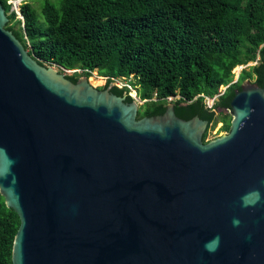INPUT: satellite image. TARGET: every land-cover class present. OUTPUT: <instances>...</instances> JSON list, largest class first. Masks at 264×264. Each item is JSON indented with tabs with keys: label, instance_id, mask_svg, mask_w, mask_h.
Segmentation results:
<instances>
[{
	"label": "water",
	"instance_id": "95a60500",
	"mask_svg": "<svg viewBox=\"0 0 264 264\" xmlns=\"http://www.w3.org/2000/svg\"><path fill=\"white\" fill-rule=\"evenodd\" d=\"M0 3V194L20 225L12 264H264V88L247 80L229 131L139 116L89 78L41 65Z\"/></svg>",
	"mask_w": 264,
	"mask_h": 264
},
{
	"label": "trees",
	"instance_id": "16d2710c",
	"mask_svg": "<svg viewBox=\"0 0 264 264\" xmlns=\"http://www.w3.org/2000/svg\"><path fill=\"white\" fill-rule=\"evenodd\" d=\"M7 2L0 0L7 29L41 65L80 70L67 75L73 83L98 71L109 78L99 89L129 102L130 90L111 86L110 79L135 78L130 84L142 100L148 98L140 117L164 114L176 101L180 117L199 115L216 123L205 96L219 94L234 81V69L250 63L255 64L240 72L216 109L229 108L247 80L264 88V0H61L60 7L58 1L32 0L21 5L23 20ZM220 117L228 131L229 115ZM19 225L18 214L0 194V264H12Z\"/></svg>",
	"mask_w": 264,
	"mask_h": 264
},
{
	"label": "rangeland",
	"instance_id": "374dc122",
	"mask_svg": "<svg viewBox=\"0 0 264 264\" xmlns=\"http://www.w3.org/2000/svg\"><path fill=\"white\" fill-rule=\"evenodd\" d=\"M25 1H32V0H25ZM54 2H57L56 4H57V6L58 7H60V2H61V0H53ZM23 4V3H22ZM21 4V5H22ZM21 5L19 6L20 8H21ZM34 6L36 7V9L38 10V12H40V4L39 3H37V2H34ZM18 18H19V16H17ZM41 18L42 17H40L39 16V20H40V23H41V25H43V27H46V25H45V23H44V20H41ZM255 63H250V64H248L247 66H250V65H254ZM47 65H50V64H47ZM247 66H239V67H237V68H235L234 69V71H233V73H234V81H233V83H236V81L238 80V78H239V75H240V72L244 69V68H246ZM77 71V70H76ZM78 73H82L80 70H78L77 71ZM95 73V74H94ZM73 73H68V75H72ZM102 78V81L103 82H101V83H92L91 82V79L90 78ZM82 78V77H81ZM89 78V80H90V82H91V84L94 86V87H97V88H101V87H103L105 84H106V79H105V77H102V76H100L99 75V73H98V71H94L93 73H92V76ZM135 78H133V77H131L129 80H130V82L131 81H133ZM250 81V80H249ZM252 82V81H251ZM227 87H222L221 88V90H220V93L222 94L224 91H225V89H226ZM137 92H138V90H136L135 88H134V90H132L131 91V95L132 96H137ZM138 97V96H137ZM145 100H148V98L147 99H145ZM173 102V101H172ZM171 103V102H170ZM206 103H207V101H206ZM229 115V119L231 120L232 119V115L229 113L228 114ZM224 125H225V123L222 121V119H221V117H220V115H218V117H217V122L216 123H213V124H211L210 125V128H209V130H208V140L209 139H214V138H216V137H219V136H221V135H223L225 132H227V130L226 129H224L223 127H224Z\"/></svg>",
	"mask_w": 264,
	"mask_h": 264
},
{
	"label": "built area",
	"instance_id": "2783aa9c",
	"mask_svg": "<svg viewBox=\"0 0 264 264\" xmlns=\"http://www.w3.org/2000/svg\"><path fill=\"white\" fill-rule=\"evenodd\" d=\"M25 0H8V5L11 6V12H15L17 16H19V19L23 20V16L21 14V8L19 7L22 3H24ZM106 83L108 82L109 78L105 77ZM112 81L111 86H117L119 88H128L130 90V93L132 90H134V87L130 84V80L126 78H111ZM228 87V86H226ZM131 95V94H130ZM219 94H216L213 97L205 96L207 105L212 108L214 106L215 98ZM138 96V97H137ZM137 96H133V98L141 99L140 96L137 93ZM174 99V96H170L169 100L172 101Z\"/></svg>",
	"mask_w": 264,
	"mask_h": 264
},
{
	"label": "flooded vegetation",
	"instance_id": "af4514ba",
	"mask_svg": "<svg viewBox=\"0 0 264 264\" xmlns=\"http://www.w3.org/2000/svg\"><path fill=\"white\" fill-rule=\"evenodd\" d=\"M238 81V80H237ZM236 81V82H237ZM231 84H233V82L231 83ZM230 84V85H231ZM229 85V86H230ZM228 86V87H229ZM227 87V88H228ZM227 88L225 89V91L222 93V94H224L225 92H226V90H227ZM221 93H219V95L215 98V102H214V106L211 108L212 110H214L215 112H216V115H217V117H218V115H220L221 116V114L223 113V114H229L230 113V111H231V102H230V107L229 108H227V107H224V108H217L216 109V107H215V104H216V102L219 100V98H220V96L222 95ZM234 97V96H233ZM233 99V98H232ZM232 101V100H231ZM175 103H176V101H175ZM141 106V105H140ZM208 106V105H207ZM208 108H210L209 106H208ZM231 114V113H230ZM222 121H223V119H222ZM231 121V120H230ZM224 122V121H223ZM214 122H211L210 123V125L211 124H213ZM225 123V122H224ZM210 125H209V127H210ZM229 131V130H228Z\"/></svg>",
	"mask_w": 264,
	"mask_h": 264
},
{
	"label": "bare ground",
	"instance_id": "6f19581e",
	"mask_svg": "<svg viewBox=\"0 0 264 264\" xmlns=\"http://www.w3.org/2000/svg\"><path fill=\"white\" fill-rule=\"evenodd\" d=\"M94 74H95V73H94ZM90 79H91V82H92V83H101V82H103V81H102V78H100V77H99V78H90Z\"/></svg>",
	"mask_w": 264,
	"mask_h": 264
}]
</instances>
